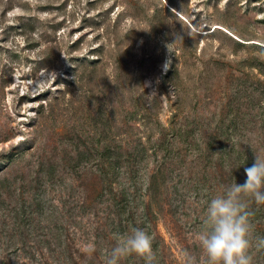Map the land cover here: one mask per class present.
I'll list each match as a JSON object with an SVG mask.
<instances>
[{
  "label": "rangeland",
  "instance_id": "374dc122",
  "mask_svg": "<svg viewBox=\"0 0 264 264\" xmlns=\"http://www.w3.org/2000/svg\"><path fill=\"white\" fill-rule=\"evenodd\" d=\"M262 50L264 0H0V264H104L133 227L76 151L140 139L151 150L173 125L190 132L175 143L181 205L175 215L162 197L141 228L156 264H185V252L203 264L215 180L195 181L214 169L189 145L237 119L232 140L264 153ZM146 106L149 121L129 119Z\"/></svg>",
  "mask_w": 264,
  "mask_h": 264
},
{
  "label": "trees",
  "instance_id": "16d2710c",
  "mask_svg": "<svg viewBox=\"0 0 264 264\" xmlns=\"http://www.w3.org/2000/svg\"><path fill=\"white\" fill-rule=\"evenodd\" d=\"M256 65L264 67V62H258ZM176 73V70H173L169 75L167 74L165 82L170 83L167 78H172V75L175 76ZM259 82L261 85L263 84L261 81ZM261 85L254 84L253 91L264 96V87ZM253 91L252 94H255ZM247 93L248 90L244 93V90L240 89L239 94L234 93L233 95L237 94L242 97ZM237 99L234 97L233 102ZM260 114L264 116V109ZM150 116L151 113L146 106L143 114L134 111L130 114L129 119L143 117L149 121ZM245 116L247 115L241 117L242 123L246 122ZM238 123L237 119L231 120L227 125L223 121L216 130L201 140L202 144L195 140L189 145V150L193 155L207 159L206 170L208 167L214 169L209 175L202 177L203 180L195 181L198 183V189H206V183L210 177L215 180V184L212 185L214 195L216 192L219 193V189H223L225 185L244 182L246 178L244 168L252 165L255 155L251 147L239 145L232 140L234 126L237 127ZM165 130L163 128L161 137L154 143L151 142V150L143 144L141 139L136 144L133 143V140H129V143H126L129 148L124 150L123 143H118L115 139L117 143L114 146L107 144L100 149L97 148L94 153L82 151L80 148L76 151L78 165L88 163L90 157L94 162L95 160L98 162L97 173L101 182L100 189L97 191L98 196L109 194L113 197L114 206L118 209V214L121 217H126L128 228L130 226L146 228L148 224L153 223L151 215L153 210L155 211V205L160 202L162 197L165 206L169 205V207L175 208V215L179 211L181 205L179 184L173 185V182L176 172L174 159L180 154V151L175 143L178 139L187 138L190 132L183 127L176 128L174 125L171 132L169 130L165 132ZM16 157H23V154H13L9 161L16 162ZM151 159L153 163L150 161ZM146 166L150 167V174L146 181V189L143 190L145 178L142 170ZM54 171L53 169L51 173ZM123 177L124 179H122ZM171 188L173 189L171 190ZM0 190H2L1 186ZM250 207L255 213L252 219L256 225V234L264 236V205L257 206L253 202ZM256 259L259 262L264 261V254H256Z\"/></svg>",
  "mask_w": 264,
  "mask_h": 264
},
{
  "label": "clouds",
  "instance_id": "9594fccd",
  "mask_svg": "<svg viewBox=\"0 0 264 264\" xmlns=\"http://www.w3.org/2000/svg\"><path fill=\"white\" fill-rule=\"evenodd\" d=\"M260 55L264 56V50ZM253 151L254 162L244 168V182L225 185L207 204L196 237L203 264H254L255 254H264V236L256 234L252 219L255 213L250 207L253 202L257 206L264 205V153ZM133 256L140 258L143 264L157 261L151 236L139 227L117 237L104 264H121ZM184 256L185 264H201L187 252Z\"/></svg>",
  "mask_w": 264,
  "mask_h": 264
}]
</instances>
